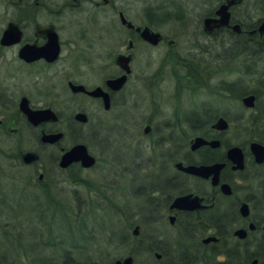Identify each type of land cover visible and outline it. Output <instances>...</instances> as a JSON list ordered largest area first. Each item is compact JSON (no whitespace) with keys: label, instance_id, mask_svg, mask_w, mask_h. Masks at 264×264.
I'll use <instances>...</instances> for the list:
<instances>
[{"label":"flooded vegetation","instance_id":"obj_1","mask_svg":"<svg viewBox=\"0 0 264 264\" xmlns=\"http://www.w3.org/2000/svg\"><path fill=\"white\" fill-rule=\"evenodd\" d=\"M131 2H12L16 6V19H11L16 23V42L0 43V50L12 46L15 48L14 60L8 61V65L4 64L1 66L3 69H0V137L18 141L21 138L20 128L25 126L40 146L55 149V152L46 154V164L37 152L16 149V166L30 167L29 173L21 175L24 178H17L16 175V180L22 178L24 184L30 183L32 187L43 189L44 184L52 180L53 170L62 173L76 166L79 171H84L97 161V157L88 151L82 141H73L68 146L60 144L64 132L58 126L60 114L49 102L53 93L52 81H47L52 65L63 49L59 32L62 24L58 23L68 20L81 25L78 14H86L84 20L94 22L98 39L102 40L105 35L109 40L108 44L104 43L107 47H100L105 61L99 66L95 83L87 85L71 78L65 80V105L69 106L67 100L74 104L71 115L65 119L67 126H83L90 122L89 114L85 111V102L88 101L93 102L97 111L101 112L93 119L95 124L118 126L117 115H112V110L117 104H125L123 89L126 84L135 78L148 77L144 71H134L131 67L136 55L135 42H142L146 48L162 43L170 45L173 39L159 28L168 24L181 34L186 33L189 39L188 57H185L187 69L182 71V75L188 77L189 83L190 113L187 117L190 133L186 136L178 131L179 120L176 121V118L163 120L159 127H156L157 124L150 125V118L145 119L140 135L151 139L145 145L150 152L145 160H150L154 169L142 175L135 186L129 184L128 189L141 197L136 203L141 206L142 221L145 218L147 221H166L168 226L174 227L175 239L170 241L154 236L148 245L138 246L136 244L142 242V237L138 235V224H134L129 237L121 236L125 242H132L127 254L116 256L106 264H114L115 259L125 256L131 257L130 264H264V0H148L142 7V22H134L129 17L127 12ZM68 15L71 17L66 18ZM99 17L101 21H98ZM206 18L219 20L206 22ZM8 21L4 23L0 34ZM126 21H130L133 26H127ZM143 26L158 33L155 43L140 36ZM76 27L73 30L76 31ZM49 28L56 32L59 45L58 55L53 60H48L42 54L47 51L44 45L47 46ZM77 32L83 35L82 29ZM118 40L119 43L125 42L122 51L118 50ZM40 50L41 53L38 52ZM117 53L129 55V70L125 72L120 87L113 89L106 80L124 73L114 60ZM174 55L181 58L178 53ZM0 62H5L2 54ZM11 65L12 68H9ZM42 75L46 83L40 88L41 91L29 90L30 82L36 84V79ZM180 75L178 73L177 77ZM157 76L156 73L152 77ZM12 79L15 89L10 90ZM68 80L82 83L85 88L99 87L106 97L72 91L67 85ZM36 93L42 102H35ZM22 102L32 109L49 107L57 118L33 124L20 109ZM77 111L85 114L84 120L74 117ZM121 111L126 112L124 109ZM102 113H108L105 115L108 117L104 118ZM57 130L62 132L58 140L45 142L40 139L42 133ZM196 137L202 138L203 142L193 145ZM76 142L85 145L87 152L94 158L93 163L82 166L79 161H71L61 167L58 164L61 152ZM104 144L106 146L103 147H107L108 142ZM112 147L110 154L117 157L116 144ZM25 151L33 152L34 158L25 162L22 159ZM136 152L133 150L131 158ZM38 159L43 166L38 163ZM178 162L181 165L212 167L205 174H195L181 169L176 164ZM16 174L20 173L16 171ZM185 194L190 195L185 204L179 207L172 205L176 196ZM139 207L128 215L140 211ZM140 251L146 253L148 262L134 261Z\"/></svg>","mask_w":264,"mask_h":264},{"label":"rangeland","instance_id":"obj_2","mask_svg":"<svg viewBox=\"0 0 264 264\" xmlns=\"http://www.w3.org/2000/svg\"><path fill=\"white\" fill-rule=\"evenodd\" d=\"M13 1L0 0V30L7 20L16 19V6ZM147 1L132 0L127 12L132 21L142 22V7ZM78 16L82 20L81 25H78L79 22L76 24L68 20L58 23L62 24L59 32L63 49L47 77V81H52L53 92L49 102L60 114L58 126L64 132L60 144L68 146L73 141H82L88 151L97 157V161L84 171H79L76 166L62 173L53 170L52 180L44 184L43 190L52 199L60 201L54 204L41 192L42 188L32 187L30 183L24 184V176L21 175L29 173L30 167L16 166L15 158L9 154L13 155L18 142L21 149L37 152L46 164V154L49 151L55 152V149L40 146L25 126L20 128L21 138L18 141L0 137V227L10 225L6 218H11L10 222H18L25 232L21 246L25 249H30L31 246L27 256L21 252L16 254L18 264H28L31 262V256L35 259L50 257L56 259L59 262L57 264H63L60 261L65 257V253L69 254L65 262L94 261L106 264L116 256L127 254L128 246L132 245V242H125L121 236L129 237L134 224H138V235L142 237V242L136 244L138 246L148 245L154 236L170 241L175 239L174 227L168 226L166 221H147L146 218L142 221L137 213L128 215L138 210L140 204L136 202L141 198L139 194L136 195L128 189V185H134L142 175L151 170L153 172L154 169L150 160H147L148 163L145 160L150 154L145 145L151 139L140 135L145 119L150 118V125L157 124L156 127H159L163 120L176 118V121L179 120L178 131L186 136L190 133L187 117L190 113L189 83L188 77L182 75L188 63L185 58L188 57V35L181 34L182 32L166 24L159 28L163 34L173 39L170 45L162 43L146 48L142 42H135L136 55L131 67L134 71H144L148 77L135 78L133 82L126 84L123 89L125 104H117L112 110V115H117L118 126L95 124L93 119L101 112L97 111L91 101L85 102V111L89 114L90 122L83 126H67L65 119L71 115L74 104L67 100L69 106L65 105V80L71 78L87 85L95 83L99 66L105 61L104 52L100 51V47H107L104 43L109 42L105 35L102 40L98 39V29L94 22L84 20L86 14ZM78 16L75 15L76 18ZM100 17L98 21H101ZM74 27L77 28L76 31L73 30ZM78 29L83 30V35H79ZM117 47L118 50H124L125 42L119 43L118 40ZM14 49L12 46L0 50V54L5 57V62H0V69H3L2 65H8V61L14 60ZM177 53L181 58L175 57L174 54ZM9 68H12V65ZM156 73L158 76L152 77ZM178 73H181L179 78ZM44 78V75L38 77L36 84L30 82L29 90H40L46 83ZM10 87V90L15 89L13 79L10 81ZM177 91L179 92L174 93ZM38 95L36 93L35 102L40 103L43 100ZM106 117L108 116L104 118ZM106 142L107 147L104 144ZM115 144L117 157H112L110 150ZM133 150L137 152L131 158ZM40 159L39 164L42 163ZM16 171L20 174H16ZM16 175L17 178H22L16 180ZM21 184L24 190L19 189V186L23 187ZM31 194H37V197L33 198ZM79 224L81 229L78 232ZM32 230L34 232L30 238L29 231ZM134 261L148 262L149 258L144 251H140L135 255Z\"/></svg>","mask_w":264,"mask_h":264},{"label":"water","instance_id":"obj_3","mask_svg":"<svg viewBox=\"0 0 264 264\" xmlns=\"http://www.w3.org/2000/svg\"><path fill=\"white\" fill-rule=\"evenodd\" d=\"M121 20L125 21L124 18L122 17H121ZM210 20L218 21L219 19L218 18H206L205 19L206 22ZM126 24L129 27L133 26V24L130 21H126ZM135 28L136 30L139 29L138 26H136ZM16 31H17L16 23L11 20L8 21L5 24V27L3 28L0 34V43L10 44V43L16 42ZM48 31L49 33H48V38H47V46L44 45V48L46 47L47 51L46 53H42V54H44L43 56H45L48 60H53L58 55L59 45L57 41L56 32L52 28H49ZM139 34L143 39L151 43H155L157 41L158 33L149 30L147 26H143ZM38 52L41 53V50ZM128 59H129L128 54L127 55H124L121 53L116 54L114 60L122 67V69L124 70V73L106 80V83L111 88L116 89L120 87V85L123 83L124 78H125V72H128L129 70V67L127 64ZM67 85L72 91H84L90 95L102 94L104 96V99L106 97V94L103 91H101L99 87L85 88V86L82 83L71 82L70 80L67 81ZM20 109L25 114L27 120H29L33 124L39 122L40 120H44V119L56 120L57 118L54 110H52L49 107L32 109V108H29L27 105L23 104L22 102L20 104ZM74 117L78 120H84L85 114L82 111H77L74 113ZM61 135H62V132L60 130H57V131L42 133L40 136V139L45 142H53V141L58 140V138ZM199 142H203L202 138L196 137L194 139L193 145ZM32 158H34V153L31 151H25L22 155V159L25 162L30 161ZM71 161H79L82 166H89L93 163L94 158L90 153L87 152L86 147L83 143L76 142L61 152L58 164L61 167H64ZM176 164L180 166L181 169L187 172L195 173V174H205L209 170V168L212 167L211 165H194V164L181 165L179 162ZM189 196H190L189 194L176 196L172 201V205L177 206V207L182 206L183 204H185ZM133 231L134 232L136 231V226L134 227ZM130 261H131V257L125 256L122 259H118V258L115 259L114 264H130Z\"/></svg>","mask_w":264,"mask_h":264},{"label":"trees","instance_id":"obj_4","mask_svg":"<svg viewBox=\"0 0 264 264\" xmlns=\"http://www.w3.org/2000/svg\"><path fill=\"white\" fill-rule=\"evenodd\" d=\"M17 150L21 149V147L18 145L16 147ZM16 149L14 151V153H12L13 157L15 158L16 160ZM23 186V185H22ZM19 189L21 190H24V186L21 187L19 186ZM41 192L45 193L48 197V199L50 201H52L54 204L60 202L58 199L54 200L52 199L46 191H44L43 189L41 190ZM33 198H36L37 197V194L33 195L31 194ZM141 207V206H140ZM139 207V210L137 212L138 215L141 216V208ZM8 219V222L10 223L9 226H2V228L0 227V264H18L17 261H16V254L18 253H23L25 254V256H27L26 254H28L29 250L31 249V246H30V249H25L23 248L21 245H22V238L24 236V230L23 228L21 227V225L17 222H13L11 220V218H6ZM24 220V219H23ZM22 220V221H23ZM48 221V220H47ZM68 222H69V219H68ZM25 223V222H23ZM80 223V222H79ZM48 229H51V227H48ZM79 229H81V226L79 224V227H78V232H79ZM30 232V238L31 236L33 235V232L34 230L32 231H29ZM29 241L31 242V240L29 239ZM73 241V240H72ZM76 241H75V244L76 245ZM32 244V242H31ZM14 254V255H12ZM69 256L68 253H65V257H63L60 261V263H64L66 260H67V257ZM31 262H28V264H57L59 263L56 259H52L50 257H38V258H34V256H31Z\"/></svg>","mask_w":264,"mask_h":264}]
</instances>
